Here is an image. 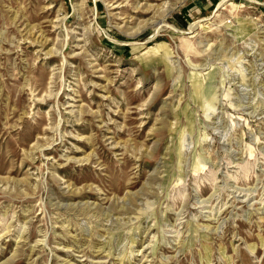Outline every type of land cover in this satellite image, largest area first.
Instances as JSON below:
<instances>
[{
  "label": "rangeland",
  "instance_id": "obj_1",
  "mask_svg": "<svg viewBox=\"0 0 264 264\" xmlns=\"http://www.w3.org/2000/svg\"><path fill=\"white\" fill-rule=\"evenodd\" d=\"M0 264H264V0H0Z\"/></svg>",
  "mask_w": 264,
  "mask_h": 264
}]
</instances>
